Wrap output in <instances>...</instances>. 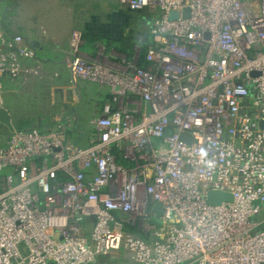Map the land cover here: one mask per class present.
Masks as SVG:
<instances>
[{
    "label": "built area",
    "instance_id": "built-area-1",
    "mask_svg": "<svg viewBox=\"0 0 264 264\" xmlns=\"http://www.w3.org/2000/svg\"><path fill=\"white\" fill-rule=\"evenodd\" d=\"M117 1L152 18L145 65L115 71L73 33L72 78L107 86L110 101L86 147L64 129L13 131L0 145V264L113 252L138 264H264V0ZM2 34L0 95L2 78L35 57ZM209 192L232 200L210 206ZM138 217L144 237L126 230Z\"/></svg>",
    "mask_w": 264,
    "mask_h": 264
},
{
    "label": "crops",
    "instance_id": "crops-1",
    "mask_svg": "<svg viewBox=\"0 0 264 264\" xmlns=\"http://www.w3.org/2000/svg\"><path fill=\"white\" fill-rule=\"evenodd\" d=\"M50 1H0L4 32L37 43V48H33L35 57L22 60L23 71L15 77L2 78L0 109L7 112L13 131L64 129L68 141L86 147L95 135L93 122L102 115L111 93L107 86L72 78L69 68L72 25L67 22L71 14L61 12L62 0H54L55 8L43 12L40 5ZM73 14L76 23L78 14L75 10ZM36 23L37 28L33 26ZM41 26L46 28L43 30ZM83 26L76 23L72 26V30L76 29L73 33L82 34ZM79 50L118 72L124 70L126 61L135 57L99 48L93 38H83ZM6 130L11 132L8 127Z\"/></svg>",
    "mask_w": 264,
    "mask_h": 264
},
{
    "label": "rangeland",
    "instance_id": "rangeland-1",
    "mask_svg": "<svg viewBox=\"0 0 264 264\" xmlns=\"http://www.w3.org/2000/svg\"><path fill=\"white\" fill-rule=\"evenodd\" d=\"M41 6L43 7V12L51 11L55 8V2L54 0H51L49 4H42L40 5V8ZM60 10L63 14H71L70 19L67 21L70 23V26H74L76 23L84 25L83 29H81L83 32L81 34L79 46L82 44L83 38L86 40L93 38L99 43V48H105L109 52L114 50L117 54H127L130 57L135 56L133 59H137V61H139L143 57L144 51L151 43L148 35V28L152 18L144 12H130L122 9L117 0H62ZM74 10L78 14L76 23L73 18ZM40 13L41 11L38 14L39 16H41ZM42 16H44V14ZM179 17L180 13L177 10H170L167 14L169 21L177 20ZM1 19L2 16L0 12V30L2 31L3 36H8V34H6L3 30ZM37 25L38 24L36 23V25L33 26H36L37 28ZM72 26L70 28L72 32L69 43L71 48L74 44L72 41L73 31L76 30H72ZM40 28L45 29L46 27L41 26ZM39 36L43 38L42 35ZM122 41H125L126 43L129 42L131 45L123 47L121 45ZM1 101L2 95H0V105ZM9 134L10 133L7 132L6 127L0 124V145L6 141ZM66 134L67 133H65V135ZM255 219L263 221L261 228H264V208L263 211L255 217ZM151 221L154 224L157 222L154 221V219H151ZM139 222L140 218L138 217L136 226L131 227L132 230L127 229V231L133 235L144 237V233L139 226ZM92 264L138 263L130 257L125 256L123 253L113 252L107 254L106 256L98 257Z\"/></svg>",
    "mask_w": 264,
    "mask_h": 264
},
{
    "label": "water",
    "instance_id": "water-1",
    "mask_svg": "<svg viewBox=\"0 0 264 264\" xmlns=\"http://www.w3.org/2000/svg\"><path fill=\"white\" fill-rule=\"evenodd\" d=\"M183 16L184 17L188 16V10L183 11ZM29 45L32 48H37L36 41H30ZM0 123L5 125L6 127H8L10 129V131L13 132V128L10 124L9 116L4 109H0ZM259 127L262 130H264V121L259 122ZM179 140L182 142H187V143L191 142V138L184 135V134L179 136ZM231 200H232V198H231L230 194H225V193H221V192H209L206 195V202L210 206H217V205H220L221 203H229V202H231ZM152 211L155 214V216L157 218H159L162 214V209H161L160 204H158V203L154 204L152 206Z\"/></svg>",
    "mask_w": 264,
    "mask_h": 264
},
{
    "label": "trees",
    "instance_id": "trees-1",
    "mask_svg": "<svg viewBox=\"0 0 264 264\" xmlns=\"http://www.w3.org/2000/svg\"><path fill=\"white\" fill-rule=\"evenodd\" d=\"M121 45L123 46V47H125V46H130L131 44L129 43V42H125V41H122V43H121ZM79 48H80V46H79ZM145 52H146V50L144 51V54H143V57L138 61V64L139 65H145V60H144V55H145ZM128 227V228H127ZM127 229H131V227L130 226H126V230ZM132 230V229H131Z\"/></svg>",
    "mask_w": 264,
    "mask_h": 264
}]
</instances>
